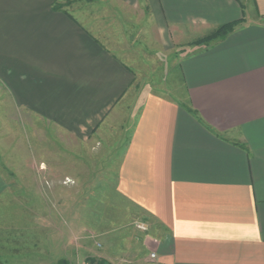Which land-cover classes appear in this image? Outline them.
I'll list each match as a JSON object with an SVG mask.
<instances>
[{"label":"crops","instance_id":"0c3cea01","mask_svg":"<svg viewBox=\"0 0 264 264\" xmlns=\"http://www.w3.org/2000/svg\"><path fill=\"white\" fill-rule=\"evenodd\" d=\"M54 2L0 0V80L18 107L92 129L134 75ZM114 2L133 15L132 8L151 14L178 45L230 19L245 22L180 56L186 104L145 95L110 182L125 204L109 201L117 216L79 220L72 232L80 239L78 258L96 253L95 241L107 264H148L151 252L152 264H264V0L245 3L248 19L235 0ZM134 211L147 231L133 227ZM64 228L61 238L69 239ZM49 239L51 246L58 238ZM69 245L60 257L75 264Z\"/></svg>","mask_w":264,"mask_h":264},{"label":"rangeland","instance_id":"374dc122","mask_svg":"<svg viewBox=\"0 0 264 264\" xmlns=\"http://www.w3.org/2000/svg\"><path fill=\"white\" fill-rule=\"evenodd\" d=\"M114 1L55 0L54 3L91 29L134 75L132 83L95 128H69L60 124L59 116L51 119L18 107L0 80V175L5 185L0 195V258L6 264H15L11 256L16 254L22 264H67L60 257L66 242L75 264L93 261L107 264L100 259L101 242L91 240L96 253L79 259L80 239L73 238L76 234L72 232L77 230L79 220L88 223L95 216L101 215L103 219L117 216L111 214L109 201L125 204L110 182L115 179L112 172L117 169L141 101L148 93H154L186 104L187 94L179 73L180 56L222 39L245 22L244 18L230 19L198 34L185 42L187 45L184 40V44L178 45L169 32L158 31L151 14L132 8L133 15ZM235 1L248 19L251 15L248 0ZM225 25L231 27L225 30ZM221 32L225 35L221 36ZM80 129L82 132H78ZM63 184L72 187L61 190ZM140 216L136 212L131 220L135 229L137 221L144 222ZM61 226L69 230V239L61 238ZM51 235L58 238L56 247L47 245ZM47 246L50 261L43 253ZM152 259L147 263H154Z\"/></svg>","mask_w":264,"mask_h":264},{"label":"built area","instance_id":"2783aa9c","mask_svg":"<svg viewBox=\"0 0 264 264\" xmlns=\"http://www.w3.org/2000/svg\"><path fill=\"white\" fill-rule=\"evenodd\" d=\"M135 227L137 230H140V231H147V229H148L146 222H142V221H137L135 223ZM97 245H99V243ZM150 257L155 258V253L151 252ZM85 264H98V263H97V261H93L91 263L89 262V263H85Z\"/></svg>","mask_w":264,"mask_h":264},{"label":"trees","instance_id":"16d2710c","mask_svg":"<svg viewBox=\"0 0 264 264\" xmlns=\"http://www.w3.org/2000/svg\"><path fill=\"white\" fill-rule=\"evenodd\" d=\"M54 3H55V2H54ZM53 6H54V8H60V7H58L56 4H54ZM225 27H226L225 30H228V29L231 27V25H225ZM225 30H224V31H225ZM221 34H222L221 36L225 35L224 32H221Z\"/></svg>","mask_w":264,"mask_h":264}]
</instances>
